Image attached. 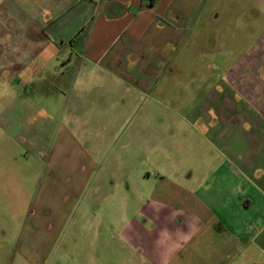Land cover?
Returning <instances> with one entry per match:
<instances>
[{
    "label": "crops",
    "instance_id": "1",
    "mask_svg": "<svg viewBox=\"0 0 264 264\" xmlns=\"http://www.w3.org/2000/svg\"><path fill=\"white\" fill-rule=\"evenodd\" d=\"M200 1L20 0L13 16L0 18V264H111L120 242L127 254H156L153 264H264V165L243 166L255 167L257 181L226 167L237 182L216 180L203 196L197 174L184 169L196 150L149 146L155 117L169 136L207 128L213 135L222 125L217 138L233 142L229 108L217 122L195 104L180 116L185 100L159 80ZM249 63L231 71L227 86L264 119V48ZM141 102L145 123L129 130L132 147L118 148L122 124ZM164 104L174 107L155 111ZM138 137L149 167L141 185L135 178L124 187V171L146 160L136 154ZM118 196L131 198L135 218L118 223ZM147 197L146 217L137 219ZM149 219L164 228L148 229Z\"/></svg>",
    "mask_w": 264,
    "mask_h": 264
},
{
    "label": "rangeland",
    "instance_id": "2",
    "mask_svg": "<svg viewBox=\"0 0 264 264\" xmlns=\"http://www.w3.org/2000/svg\"><path fill=\"white\" fill-rule=\"evenodd\" d=\"M18 3L20 0H0V18L9 16L8 12L13 16L17 12ZM193 17L194 19L189 24L191 31L186 34L185 40L178 42L176 51L171 56V72L163 73L161 79L159 75V80L165 84L166 94H168L169 89H173L172 93H176L182 101L185 100L186 104L177 108L180 116L191 113L193 104H195L196 109H201L206 113L208 120L211 118L212 109L217 122L216 113H226L229 108L231 110L229 116H232V128L229 136L233 138V142L227 144L226 140L217 138L218 133L223 130L222 125L217 127V132H213V135L211 129L207 128L202 129L199 134L191 129H182L173 131V134L169 136L167 133H161L162 122L158 120V117H155L154 120L148 122L149 125H153L150 129L153 130V141L149 146H164L173 150L180 144L184 151L196 150L191 156L186 155V161L190 167H184V169L187 176L197 174L200 182L203 183L201 184L203 196H211L212 182L214 185L216 180H225V182L228 180L230 182L232 179L237 182L239 175H233L234 173L226 167L232 169L242 167V175H248L257 181L255 180L257 178L255 167L264 165V121H262L264 119L255 118L249 112V107L240 100L239 90L235 91L227 86V83L236 77V74L231 73V71L234 70L237 74L241 73L243 66H247L250 70L252 67L249 63L250 58L260 54L264 48V0H201ZM234 67L237 69H232ZM248 69L245 74L246 80H239L240 82L247 81ZM164 105H156L155 111L157 108L174 107L173 105ZM144 112L145 106L141 102L135 113L123 122L121 131L118 132V148L122 147L120 145L132 147L129 145L131 138L128 137V132L131 128H141L142 124L145 123L141 117ZM205 122L208 123L207 120ZM177 125L180 127L187 126L183 118L177 122ZM223 135L226 136L227 133ZM162 138H164L163 145ZM136 144L140 145L138 148L140 152L136 154H140V157L142 155L146 160L140 166L139 164L133 165V170H135L133 174H130L129 168L124 171L123 176L119 178L121 184L123 181L124 187L127 182L132 184V180L135 178H137V182L144 179L145 172L143 169L149 167L150 159L147 157H150L151 154L147 153V150H143L140 137H138ZM126 154H129L127 161H132L131 152H126ZM156 154H159L157 149ZM156 156H160V158H156ZM154 159L158 162L159 159L162 160V157L155 155ZM227 161L228 163H226ZM247 163L251 166L256 164V166L244 168L243 166H247ZM138 183L141 185V182ZM151 183L153 182L150 181V185ZM227 189L230 190V188ZM227 189L223 190L224 195L228 193ZM142 196H148V194L143 193ZM148 202V197L138 202L137 219L141 220V218L146 217L143 213H145ZM135 208L136 205L131 203L130 197L118 196V223H123L128 218H135ZM179 221L180 219H176L174 222L178 223ZM148 224L150 225L148 229L164 228L163 223L159 222L158 219H154V221L149 219ZM166 233L164 231L160 237H166ZM164 244L162 243V245ZM193 244H185L182 251L186 246L188 248ZM120 245L119 251L121 253L118 252V257L113 258L111 264H153L148 259L150 257L156 258V254H147L143 249L137 250L136 253L127 254L121 242ZM162 249H156V251L169 257V252L163 253ZM175 252L176 250H174ZM193 253L201 255L202 250L196 248ZM54 262L55 258L49 264ZM205 263L188 262L178 258L173 264Z\"/></svg>",
    "mask_w": 264,
    "mask_h": 264
}]
</instances>
